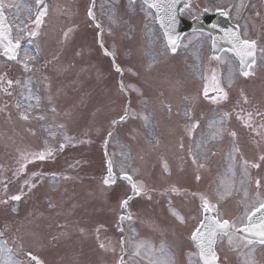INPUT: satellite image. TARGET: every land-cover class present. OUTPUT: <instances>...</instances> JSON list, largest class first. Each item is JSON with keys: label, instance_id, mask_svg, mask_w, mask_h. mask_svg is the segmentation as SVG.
<instances>
[{"label": "rangeland", "instance_id": "obj_1", "mask_svg": "<svg viewBox=\"0 0 264 264\" xmlns=\"http://www.w3.org/2000/svg\"><path fill=\"white\" fill-rule=\"evenodd\" d=\"M3 1L14 25V36L21 38L23 33L18 34L17 30L18 27L23 28V25L19 22L23 20L28 25L32 0ZM122 1V5L126 2L125 7H117L119 4L116 0H99L96 7L101 17L99 22L103 27L102 41L106 47L109 45L120 52L118 61L123 67L122 72L113 70L109 58L103 55L102 49L99 50L95 30L90 27L92 24L88 17L83 16L82 22L72 29L74 32L70 33L68 39L61 38L60 35L54 39L59 32L63 33L65 28L77 22V15L87 11L85 0H57L56 12L63 15H47L41 34L25 42V49L17 60H9L0 54V77H3V80H0V109H3L0 111V264H16L11 257V253L15 252L22 259L28 260H24V264H36V261L33 262L29 257L22 255V250L31 251L42 264H117L123 253L121 240L124 235V264H171L170 252L177 246L176 240H186V229H191L186 223L181 227L174 223L171 214L170 217L165 216L166 218L161 216V205L164 211L165 207L170 211L166 204L167 198L164 197L148 201L150 209L145 207V199L133 200L130 204L132 218L126 220L125 230L120 231L119 215L123 212L121 201L128 193V185L122 181L104 185L106 165L103 143L107 133L114 127L112 121H118V128L110 139L109 151L119 171L121 172V165L123 171H128L130 165L125 145L129 143V136L127 128H123L124 125L130 122L136 125L140 119L144 123L142 117L148 116L146 109L152 101L150 97L159 98L166 95L155 81L169 78L192 81V78H196L198 71L195 68L188 70L186 63H197L205 41L202 35L197 33L188 38L192 40L188 44L194 55H191V59L185 58L182 61L183 74L178 70L171 72L161 69L158 72V67H153L152 61L149 63V60L155 59V54L165 53L166 46L158 42L157 33L151 31L150 14L141 8V4L132 7L128 5L127 0ZM213 1L223 2L194 0L195 4L199 2L207 5L214 3ZM125 8L134 12L140 9L145 13L140 23L138 22L141 35L138 43L134 49H128L127 43H124L125 50H122L121 35L127 39L129 33L123 30L124 25L120 26L123 21L118 18V14ZM195 8L199 10L197 7L192 10ZM64 16H70V19L66 21ZM128 19L131 21V17ZM61 23L58 32L57 26ZM29 29L36 30L34 26ZM252 36L256 37L264 48V29L256 34L254 32ZM112 37L115 40L112 41ZM2 52L3 49L0 53ZM25 53L29 57L35 56V59L25 60ZM24 63L29 65L28 70L24 69ZM194 70L196 73L193 74ZM119 78L129 89L133 102L129 110V121L125 124L120 121V117L125 113L127 97L120 91ZM9 79L14 81L8 89L11 95L3 91ZM16 81L19 83H15ZM130 86L139 89V92L132 91ZM190 86L193 87L192 90L185 89L189 96L196 90L192 84ZM29 89L32 98L25 100L23 97L28 95ZM17 102L22 105L21 108L16 107ZM29 104L32 105L31 108L28 107ZM49 108H54L55 111H49ZM157 110L151 108L150 114L155 116ZM179 110L177 108L172 113L168 111L163 114L168 117L170 114L180 117ZM22 112L29 115L28 120L20 118ZM157 120L158 125H161L160 117ZM145 127L147 133L148 123ZM140 138L141 141L145 139L146 144L142 142L145 146L143 148L153 157L155 152L152 151H156V148L152 147L154 150H151L149 143H154V136L148 134ZM166 140L169 142L168 137ZM172 140L178 141L173 137ZM172 144L175 145V142ZM262 145L264 146V143ZM128 146L130 147L129 144ZM41 152L46 154V158L35 159ZM48 152H51V155H47ZM231 154L232 151L226 153L227 161L232 159ZM177 157L180 161L186 158ZM235 160V167L241 169L239 173L244 176V166L239 156ZM171 163L165 159L162 166L169 168ZM257 163L260 165L259 174L264 166L261 160ZM182 164L187 166L185 161ZM21 166H24L23 171L20 170ZM157 166L153 165V168L157 169ZM247 170L249 175L242 178L244 187L239 193L244 199L245 190H248V185L251 184V168L248 167ZM195 171L205 173L208 177L213 173L210 169L205 171L199 167H195ZM33 173L37 175L34 176ZM26 181L28 183H25ZM165 181V177L157 179V182ZM30 184H35V187L30 188ZM224 184L231 182L225 181ZM17 194L22 197L18 203L11 200V197ZM258 194L260 199H264V189ZM255 195L257 196V193ZM151 197L148 196L147 199ZM183 202L193 204L194 195L188 194ZM16 208L19 211H16ZM153 209L160 211L157 214L161 213L162 223L153 219V216L157 215L152 214ZM241 219L234 217L236 223L241 222ZM34 224H44L50 228L47 236H51L50 244L41 246V253L35 252L32 244H24V238H28L30 234H25L23 228ZM183 229L184 233H181ZM174 232L172 242L169 236ZM62 242L66 246L65 250L56 247ZM101 244L104 245L103 248L100 247ZM17 245H20L22 250L18 249ZM139 245L144 247L138 248ZM40 248L38 247V250ZM137 251L140 255H136Z\"/></svg>", "mask_w": 264, "mask_h": 264}, {"label": "snow or ice", "instance_id": "obj_2", "mask_svg": "<svg viewBox=\"0 0 264 264\" xmlns=\"http://www.w3.org/2000/svg\"><path fill=\"white\" fill-rule=\"evenodd\" d=\"M36 3V12L33 14L31 12V9H29V14L32 15L34 18L32 19V24L34 25L36 30L33 31H27L28 25L24 23L23 20H20V24L23 25V28L18 27V34L23 33L24 35L28 36L29 38L37 37L39 33V29L41 25L44 23V17L47 15V4L44 2V0H35ZM145 3H148V0H145ZM179 3V0H153L151 4H149V7L155 8L158 11H166L168 13V19L170 22L175 21V5ZM220 15L227 16L228 12L218 9ZM88 15L90 18L94 19V13L92 11V8H89ZM161 26L164 27V20L161 18ZM171 25H169L170 27ZM99 27V24L97 25ZM213 27H217V25H213ZM239 26L237 25V29ZM224 31V39L227 40V42L231 45V51L235 54V56L239 60V70L240 75L247 78L250 75L254 74V65L256 64V52H257V40L256 39H250V38H244L247 36V30H245L244 37H242L239 33V31H234L231 29H225ZM67 35V33L65 34ZM165 37L167 38V48L171 50L173 54L176 53L178 47H179V41L180 37L178 35H173L171 31L166 30L164 33ZM22 44L20 39H15L12 36V29L11 26L6 23V18L3 15L2 5H0V48L3 49V52L0 53L4 55L9 60H17L19 56V50L21 49ZM101 47L103 45L101 44ZM217 45L213 44V48L215 49ZM261 52H264V48L260 49ZM105 55L112 56L113 59L115 58L114 52H108L105 49ZM217 60L220 59L219 56L215 57ZM27 59H35V56L29 57L27 53H25V60ZM23 67L25 70L29 69V65L27 63L23 64ZM116 70L118 72H122V69H120L118 66L116 67ZM131 71V69H129ZM135 74V73H133ZM231 78H232V72H229V86H231ZM0 80H3V77H0ZM212 81L215 87V91L217 92L218 99L221 101H226L228 99V93L223 89L219 87V82L217 80V77L215 73L212 75ZM14 81L7 80L6 84L7 87L3 88V91L7 93L8 95H11L12 93L8 91V89L13 85ZM15 83H19V81H16ZM132 91L139 92V89L135 88L134 86H130ZM120 91L125 92V86L123 84V81L120 83ZM142 95V93H141ZM204 96L205 98H208V87L205 86L204 89ZM25 100H31L32 93L31 89L28 90V95L23 97ZM216 98H214L215 100ZM38 102V98H37ZM246 98H245V101ZM31 104L28 105L29 108H31ZM17 108H21L22 105L17 102L16 104ZM3 109H0L2 111ZM52 111H55L53 108ZM185 115H188L186 112ZM128 117V112L125 111L124 115L120 117V121H125ZM20 118L22 120H28L29 115L22 112L20 115ZM42 118V117H41ZM145 120V123L147 124V121L149 119L148 116L142 117ZM113 126L117 124V121H112ZM198 125H193V127H196ZM61 127H63L61 125ZM232 136H235V133H231ZM108 136H112V132L110 131L108 133ZM66 139H68L66 137ZM107 143V140L105 141ZM182 146V145H181ZM61 149L63 148V145L60 146ZM235 151H239V149H235ZM47 155H51V152H48ZM46 158V154L44 152H41L35 156V159L44 160ZM232 160H235V156H232ZM260 160H264V156L260 157ZM193 162L195 163V158L193 159ZM248 161L243 162L244 166V176L247 177L249 175L248 173ZM200 167H203V164L200 165ZM252 168H259L260 165L258 163L251 164ZM24 166H21V171H23ZM33 175H37L36 173H33ZM121 179L128 181L132 194L129 195L127 198L123 199L121 201V209L123 213L120 216V221L124 220H130L132 218L131 214L128 213V205L129 202L136 196L141 195L142 192L145 191L144 185L142 183L134 182L132 175H130L127 171H123V166L121 165ZM197 180L200 179L199 176L196 177ZM116 182V174L113 171V162L111 159L107 160V176L105 177L103 183L105 186H108L110 184H114ZM25 183H28L26 181ZM244 181L241 180V184H243ZM255 186L257 189L261 187V181L259 179L255 180ZM35 187V184H30V188ZM171 191L176 192L177 189L172 188ZM218 195V202L219 200H224L227 197H230L233 195L232 191V185L231 184H224L220 191L217 192ZM248 196V193L245 192V197ZM21 195H14L11 197V200L19 201L21 200ZM201 200V209L205 213L204 218L200 221L199 225L195 227L194 231L191 233V240L195 242L196 247L198 248V257L199 260L202 261V264H219L220 257L217 254L216 251V244H217V238L227 236L228 242L231 245L233 243V236L236 233L244 232L248 233L251 236L257 237L258 242L261 245H264V199L259 198V194L257 193V196L252 199L251 201H246V222H244L243 219H241V223L243 224V227L237 228L235 221H230L229 219L222 218L219 210H218V202L217 204H213L209 201V199L205 196L200 197ZM7 203V201H5ZM15 210V209H13ZM211 213H215V215H212ZM172 215L177 218L181 223H184V217L181 216L178 212L175 210L172 211ZM233 229H235V232H233ZM120 231H123V228H120ZM254 241L248 240V244H252ZM124 243V240L122 238L121 244ZM247 246V245H245ZM100 247H104L103 244L100 245ZM144 245H139L138 248H142ZM161 251L163 252V247H161ZM30 260L36 261V264H42L41 261L37 259L36 256H34L31 252H28L26 254ZM136 255H140V252L137 251ZM120 264H124V259L121 257ZM160 264H167V262H160ZM245 264H249L248 261L245 262ZM254 264V262H253Z\"/></svg>", "mask_w": 264, "mask_h": 264}, {"label": "water", "instance_id": "obj_3", "mask_svg": "<svg viewBox=\"0 0 264 264\" xmlns=\"http://www.w3.org/2000/svg\"><path fill=\"white\" fill-rule=\"evenodd\" d=\"M148 1H149L150 3H152L153 0H148ZM186 24H187V25H186L184 28L189 27L192 23H188V22H187Z\"/></svg>", "mask_w": 264, "mask_h": 264}]
</instances>
